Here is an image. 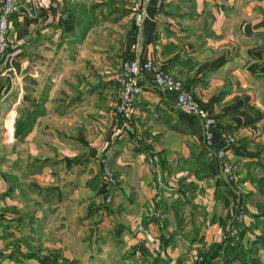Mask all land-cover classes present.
I'll return each mask as SVG.
<instances>
[{
    "label": "crops",
    "instance_id": "obj_1",
    "mask_svg": "<svg viewBox=\"0 0 264 264\" xmlns=\"http://www.w3.org/2000/svg\"><path fill=\"white\" fill-rule=\"evenodd\" d=\"M20 1L0 58V251L26 256L37 231L44 251L64 255L67 232L80 248L83 224L105 222L121 252L191 264L237 211L244 233L263 223L264 0H149L138 22L142 0ZM146 58L213 117L212 146L233 163L234 180L204 147L199 119L148 72L130 109L115 111L121 61ZM104 158L115 175L107 204Z\"/></svg>",
    "mask_w": 264,
    "mask_h": 264
},
{
    "label": "built area",
    "instance_id": "obj_2",
    "mask_svg": "<svg viewBox=\"0 0 264 264\" xmlns=\"http://www.w3.org/2000/svg\"><path fill=\"white\" fill-rule=\"evenodd\" d=\"M148 1L142 0V4L138 10L134 12L133 18L135 22L140 21L144 16L145 5ZM22 5L20 0H0V58L8 45L6 32L9 16ZM32 8V4L25 7V9L31 11ZM144 72H148L151 82L160 90L170 91L174 94V105L176 108L199 119L204 147L216 159L221 176L227 181L234 180L236 173L233 163L228 160L222 148H214L212 146V137L215 128L213 117L195 100L191 92L184 87L180 78L175 76L171 71L163 68L153 58H146L141 61L136 59L121 61L119 70L113 77L116 94L115 111L118 114H123L130 109L141 92L139 79ZM220 134L227 142L231 140L229 133L221 132ZM147 164L151 172L156 170V163L153 157L147 158ZM101 178L105 185L104 201L109 203L111 201V188L115 184V175L111 164L106 158L101 161ZM237 214L235 219H242L243 214L241 212ZM156 216L161 218L162 214L157 211ZM237 230L238 228L232 225L229 228V234L236 236L238 234Z\"/></svg>",
    "mask_w": 264,
    "mask_h": 264
},
{
    "label": "rangeland",
    "instance_id": "obj_3",
    "mask_svg": "<svg viewBox=\"0 0 264 264\" xmlns=\"http://www.w3.org/2000/svg\"><path fill=\"white\" fill-rule=\"evenodd\" d=\"M11 138V135L7 136L9 141ZM104 193L105 192H102V200L103 203L107 204V202L104 201ZM239 212L241 211H237V213ZM237 213L235 214V217L238 215ZM232 225L238 228V236L229 234V228ZM108 227L109 225L104 222L98 226V231H94L96 228L93 229V226H90L89 224H83L80 248H75L73 246L75 241L72 237V232H67L65 245L66 252L64 255L61 253L57 254L59 252L54 250L44 251L45 249L42 247V241L45 240V237L39 232L35 231L34 235L36 240L33 244V252L25 256V254H20L11 248L8 251H5L7 254H4L3 250H5V248H1L2 251H0V264L7 262L5 259L14 258L16 256L21 257V260L17 259L21 261V264H24L22 260H25V257L33 258L35 264H53V262H60V264L148 263L143 257H138L137 255L131 256V253L128 254L126 251L121 252L122 240H120L116 234L111 236L112 232L114 233L115 231L116 225H114L111 231ZM246 232H248V234ZM246 232V234L242 232L239 226L235 225L232 220L222 232L220 240L221 242L219 241L218 254L211 255V258H208L210 261H207V255L202 256V252L206 251L207 247H201L195 255H192L191 264H206V261L208 264H264V220L263 223L252 225L248 230H246ZM226 236L230 238H225L227 240L224 242L223 239ZM224 243L227 245L224 246Z\"/></svg>",
    "mask_w": 264,
    "mask_h": 264
},
{
    "label": "trees",
    "instance_id": "obj_4",
    "mask_svg": "<svg viewBox=\"0 0 264 264\" xmlns=\"http://www.w3.org/2000/svg\"><path fill=\"white\" fill-rule=\"evenodd\" d=\"M234 223H235V225H237L238 226V221H236V219H235V221H234ZM225 238H230V237H228V236H226V237H224V242H225V240H227V239H225ZM221 242V241H220ZM220 242H210L208 245H207V248H206V251H204V252H202V256L203 255H207V261H210V260H208V258L211 256V255H217L218 254V249H219V243ZM225 244V243H224ZM227 244H225L224 246H226ZM226 248V247H225ZM210 250V251H209ZM211 258V257H210ZM206 261V264H208V262ZM53 264H60V262H53ZM148 264H159V262H158V259H155V260H152L150 263H148ZM163 264H166V263H164L163 262Z\"/></svg>",
    "mask_w": 264,
    "mask_h": 264
}]
</instances>
